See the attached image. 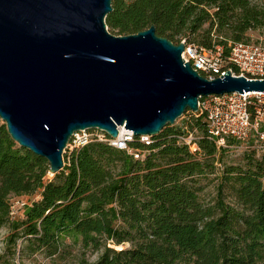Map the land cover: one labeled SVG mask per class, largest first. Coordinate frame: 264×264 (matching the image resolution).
Here are the masks:
<instances>
[{"label": "trees", "instance_id": "16d2710c", "mask_svg": "<svg viewBox=\"0 0 264 264\" xmlns=\"http://www.w3.org/2000/svg\"><path fill=\"white\" fill-rule=\"evenodd\" d=\"M111 6L105 24L112 34L154 25L174 44L184 38L207 49L222 45L224 53L229 40L249 41L247 32L264 26V8L251 0H111ZM185 126L199 134L196 152L178 141L187 130L167 125L148 145L138 136L128 142L139 158L103 141L66 150L63 168L48 179V162L18 146L0 119V226H9L12 247L21 238V254L53 256L70 238L98 253L86 264L264 263V160L226 166L213 201L204 203L199 180L214 173L226 147L208 139L204 114L194 113ZM228 185L236 206L226 201ZM36 191L23 217L10 221L9 197Z\"/></svg>", "mask_w": 264, "mask_h": 264}, {"label": "water", "instance_id": "95a60500", "mask_svg": "<svg viewBox=\"0 0 264 264\" xmlns=\"http://www.w3.org/2000/svg\"><path fill=\"white\" fill-rule=\"evenodd\" d=\"M111 0H0V119L12 140L64 166L75 131L158 134L209 95L264 93V79H209L181 58L183 43L107 30Z\"/></svg>", "mask_w": 264, "mask_h": 264}, {"label": "built area", "instance_id": "2783aa9c", "mask_svg": "<svg viewBox=\"0 0 264 264\" xmlns=\"http://www.w3.org/2000/svg\"><path fill=\"white\" fill-rule=\"evenodd\" d=\"M184 44L181 58L188 62L199 74L212 79L230 70L233 74L251 78L264 79V41H230L227 52L222 45H215L211 49L204 48L194 42L180 40ZM195 113L204 114L208 139L215 142L218 148L226 147L229 139L244 143L254 137L257 141H264V93L237 92L222 95H209L198 101V110ZM124 129L121 134L119 128ZM118 135L115 138L108 136L98 129H84L75 131L65 149L72 151L79 149L92 141L107 142L111 146L126 150L127 153L139 158L143 154L128 146V142L135 137L131 130L118 126ZM139 140L148 145L151 142L149 135H139ZM179 143L188 146L191 152L198 149L193 133L177 136ZM26 201L15 200L10 206L9 214L14 217L17 209H22Z\"/></svg>", "mask_w": 264, "mask_h": 264}, {"label": "rangeland", "instance_id": "374dc122", "mask_svg": "<svg viewBox=\"0 0 264 264\" xmlns=\"http://www.w3.org/2000/svg\"><path fill=\"white\" fill-rule=\"evenodd\" d=\"M254 4L261 8H264V0H251ZM108 30V28H107ZM109 31V30H108ZM111 33V32H110ZM112 34V33H111ZM115 35V34H114ZM250 41H264V26L256 29L249 30L246 34ZM229 40L227 42H230ZM195 112L186 110L180 117H178L173 125L174 127H181L187 134L193 133L194 137H198L199 134L196 129L187 128L186 122L194 116ZM64 154V153H63ZM222 162H216L214 173L207 174L201 177L199 180V186L201 187L199 195L204 203L212 202L216 192V186L218 183L217 175H220L223 169L228 165H239L246 168V165L251 161L264 160V141H257L254 137L250 138L244 143L232 142L226 146V151L221 156ZM53 175L48 174L47 178L51 179ZM226 201L231 205L236 206L233 190L230 185L225 188ZM39 198V192L36 191L30 195L22 196H10L8 202L10 206L15 200L31 201ZM11 219H19L23 217V208L17 209L14 217L10 215ZM11 230L7 224L0 226V264H86L95 261L98 257V253L91 251L90 249L81 248L79 243H74L72 239L66 238L60 245V249L57 254L53 256H46L44 253L37 252L30 254L29 252L20 253V249L23 246L21 244L22 239L17 241V245L12 247L8 241V237ZM120 246V247H119ZM114 246L116 249L122 247H128V243L124 245ZM14 250L15 253H12ZM264 264V263H262Z\"/></svg>", "mask_w": 264, "mask_h": 264}, {"label": "bare ground", "instance_id": "6f19581e", "mask_svg": "<svg viewBox=\"0 0 264 264\" xmlns=\"http://www.w3.org/2000/svg\"><path fill=\"white\" fill-rule=\"evenodd\" d=\"M120 133L123 134L124 133V129L122 127L119 128ZM120 247V246H119Z\"/></svg>", "mask_w": 264, "mask_h": 264}]
</instances>
